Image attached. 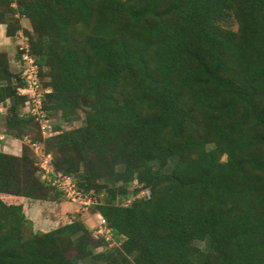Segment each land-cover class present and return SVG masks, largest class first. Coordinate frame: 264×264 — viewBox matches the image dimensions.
<instances>
[{"label":"trees","instance_id":"1","mask_svg":"<svg viewBox=\"0 0 264 264\" xmlns=\"http://www.w3.org/2000/svg\"><path fill=\"white\" fill-rule=\"evenodd\" d=\"M0 24L23 33L47 115L82 120L44 138L20 113L17 45V71L0 50V131L107 193L90 207L111 231L27 232L25 199L65 196L29 145L0 149V264H264V0H0ZM131 182L146 196L116 203Z\"/></svg>","mask_w":264,"mask_h":264},{"label":"built area","instance_id":"2","mask_svg":"<svg viewBox=\"0 0 264 264\" xmlns=\"http://www.w3.org/2000/svg\"><path fill=\"white\" fill-rule=\"evenodd\" d=\"M21 38L20 49H23L21 53V60L23 62L22 78L24 84L18 87L17 93L20 96H24V102L20 106V113L31 114L35 120L39 123L40 133L44 138L54 135L58 131L53 127L52 119L47 115L44 108L43 97L44 94L49 92L50 89L44 87L40 77V68L35 58L29 53L28 43L20 31L15 36ZM5 103H0V113H3ZM5 135L0 131V140H3ZM21 143L29 145L32 153L37 158V164L39 165L43 178H47L48 181L54 185L67 200L79 203V206L87 209L91 204L96 203L95 196L92 193H84L76 184L74 178L61 171H54L51 164L52 154L47 153L43 145L38 142H32L31 139L26 136L23 140H17ZM146 192V191H145ZM128 199L125 204H128ZM95 235L105 236V239H111L110 228L106 224V220L100 215V220L97 228L94 230Z\"/></svg>","mask_w":264,"mask_h":264},{"label":"rangeland","instance_id":"3","mask_svg":"<svg viewBox=\"0 0 264 264\" xmlns=\"http://www.w3.org/2000/svg\"><path fill=\"white\" fill-rule=\"evenodd\" d=\"M24 23L26 24L27 22L24 21ZM21 41H22L21 38L7 36L5 34V25L0 24V50L5 51L8 54L13 71L18 70V66L14 61H12V57L16 52L17 45H20ZM43 71H46V67H43ZM52 117H53L52 121L54 123L60 122L59 113L52 114ZM81 122L82 120L77 119L73 123H67L63 121L60 123L64 128H69V127H77L81 125ZM0 127L5 128V122L3 117L0 118ZM36 132L37 130L31 131V135H35ZM23 148H24V144H22L20 141L11 139L8 136H5V138L1 140L0 143L1 150L14 155H19V156L22 155ZM224 158L225 155L222 157V159ZM139 188L140 187L137 184V182H131L128 185L127 187L128 196L126 198L127 200L128 199L130 200L128 204H131L136 199L146 196L147 193L145 192L146 190L140 191ZM134 190H137V192H134ZM107 195L108 194L105 193L104 191H102L101 193L95 192L94 194L95 201L101 202L106 198ZM2 198L4 200L10 199L6 195H2ZM127 200L124 201V198H122L121 193H118L115 202L120 204V203H126ZM24 201L26 204V215L32 220V225L30 228L27 229V232L50 230L72 219H82L83 222L88 226V228H90L91 230L92 229L95 230L100 220V214L92 212L91 210L92 208L90 207L92 204L89 207H87V209H84L79 206V203L67 200L66 198H62L60 197V195L56 197V199L54 200L42 201V200L25 199ZM100 249L101 247L98 248V250ZM80 264H98V263L92 260L91 258H87L85 260L80 261Z\"/></svg>","mask_w":264,"mask_h":264}]
</instances>
